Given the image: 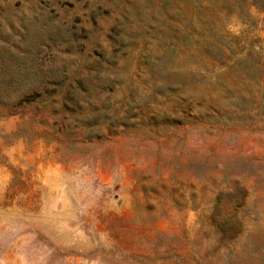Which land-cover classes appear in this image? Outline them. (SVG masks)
<instances>
[{
  "label": "rangeland",
  "instance_id": "374dc122",
  "mask_svg": "<svg viewBox=\"0 0 264 264\" xmlns=\"http://www.w3.org/2000/svg\"><path fill=\"white\" fill-rule=\"evenodd\" d=\"M36 31L63 90L0 102V264H264V0H0Z\"/></svg>",
  "mask_w": 264,
  "mask_h": 264
},
{
  "label": "trees",
  "instance_id": "16d2710c",
  "mask_svg": "<svg viewBox=\"0 0 264 264\" xmlns=\"http://www.w3.org/2000/svg\"><path fill=\"white\" fill-rule=\"evenodd\" d=\"M39 6V18L43 19V24L50 26V29H54L50 32L47 40L51 39L54 33L60 29L70 31V27L66 26L70 25V22L64 20L61 25H58L54 21V18L58 15L53 4H44L43 1H40ZM17 7H19V4H17ZM77 27L83 32L87 31L86 24L81 20L78 22ZM75 36V41L74 38H71L73 41L69 42L75 43L82 40V46L91 43L87 35L80 37L75 34ZM45 37L46 35H41L38 31L28 35L26 37L28 38V48L25 53L9 44L0 45V102L7 101L11 97L23 98L34 94L45 99V95L52 97V94L57 90L59 92L63 90L65 68L47 65L46 62L40 60L38 51L43 46ZM57 97L59 98V93ZM54 101L57 102V100Z\"/></svg>",
  "mask_w": 264,
  "mask_h": 264
}]
</instances>
